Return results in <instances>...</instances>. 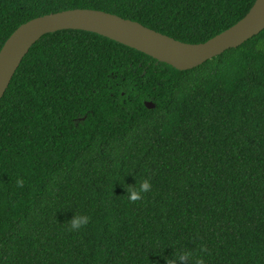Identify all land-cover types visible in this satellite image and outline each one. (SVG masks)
<instances>
[{
	"label": "trees",
	"instance_id": "16d2710c",
	"mask_svg": "<svg viewBox=\"0 0 264 264\" xmlns=\"http://www.w3.org/2000/svg\"><path fill=\"white\" fill-rule=\"evenodd\" d=\"M253 2L0 0V48L73 8L200 43ZM74 213L90 219L68 231ZM182 249L264 264V28L185 70L90 31L43 34L0 98V264H166Z\"/></svg>",
	"mask_w": 264,
	"mask_h": 264
},
{
	"label": "water",
	"instance_id": "95a60500",
	"mask_svg": "<svg viewBox=\"0 0 264 264\" xmlns=\"http://www.w3.org/2000/svg\"><path fill=\"white\" fill-rule=\"evenodd\" d=\"M264 28V0H254L237 22L204 42L186 43L114 13L73 8L43 14L20 24L0 48V98L29 48L45 33L61 29L90 31L185 70L240 45ZM153 107L151 101H145Z\"/></svg>",
	"mask_w": 264,
	"mask_h": 264
},
{
	"label": "clouds",
	"instance_id": "9594fccd",
	"mask_svg": "<svg viewBox=\"0 0 264 264\" xmlns=\"http://www.w3.org/2000/svg\"><path fill=\"white\" fill-rule=\"evenodd\" d=\"M17 187L23 185V181L19 178L16 180ZM150 189V184L147 180H142L138 184H134L127 189V198L130 202H135L137 200L143 199V193ZM89 216L82 214H73L68 221L67 229L68 231H77L88 224ZM203 251V249H201ZM204 264V260L201 256L195 255L189 250H180L172 259L166 261V264Z\"/></svg>",
	"mask_w": 264,
	"mask_h": 264
}]
</instances>
